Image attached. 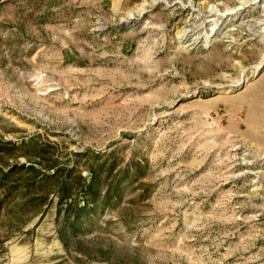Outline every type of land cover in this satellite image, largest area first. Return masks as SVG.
Segmentation results:
<instances>
[{
  "label": "rangeland",
  "instance_id": "rangeland-1",
  "mask_svg": "<svg viewBox=\"0 0 264 264\" xmlns=\"http://www.w3.org/2000/svg\"><path fill=\"white\" fill-rule=\"evenodd\" d=\"M10 168L0 264H264V0H0Z\"/></svg>",
  "mask_w": 264,
  "mask_h": 264
},
{
  "label": "trees",
  "instance_id": "trees-1",
  "mask_svg": "<svg viewBox=\"0 0 264 264\" xmlns=\"http://www.w3.org/2000/svg\"><path fill=\"white\" fill-rule=\"evenodd\" d=\"M20 167H25L26 169H28L32 173L35 171V168L32 165H28V166L21 165ZM16 168L17 167H15V169ZM15 169L10 168L6 172H4L0 169V184L3 183L2 184L3 187L6 186V184L3 181L8 180V178H10L12 176V174L15 172ZM90 174H91V176L87 180L83 175L78 174L76 176V181L74 183L70 184V183L66 182L63 185H60L59 183H57V181H54V180L52 181L53 183H44V182L36 183L34 180L30 181V183L25 185V187H24V191H26V193L29 194L28 197H25L24 200L22 201V205H24L23 210H25L26 208L28 209V210L26 209L24 214L28 215V219L30 217L34 216L37 212H39L41 210V208L47 202L50 192H56V194L58 196V200H57L56 218L55 219L58 222L60 220V217H62V224H63V227L66 229L67 226L71 223L70 222L71 218H75V216L70 213V205L69 204H67L65 206V208H63V203L67 198H70V196L72 194L71 193L72 190H74V188H75V190L82 189L85 191V189H86V190H88L89 193H92L93 191L97 190V187H100L98 180H97L96 173L93 171H90ZM55 177L56 176L54 174L51 176V178H55ZM8 188L10 190V186ZM56 188H58V189H56ZM37 190H40V193H39L40 198L32 196L34 194V192ZM109 193L110 192L108 191V194ZM95 203H96V198L93 199V204H95ZM3 204H4V199H0V215L2 214ZM83 209H84L83 206L77 205L78 211H81ZM78 211L76 214L77 217L79 214ZM26 220L27 219H25V221ZM25 221H24V223H25Z\"/></svg>",
  "mask_w": 264,
  "mask_h": 264
}]
</instances>
